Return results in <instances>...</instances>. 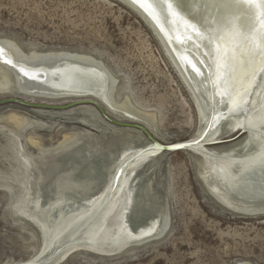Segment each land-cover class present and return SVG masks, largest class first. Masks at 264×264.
Masks as SVG:
<instances>
[{
    "label": "rangeland",
    "instance_id": "obj_1",
    "mask_svg": "<svg viewBox=\"0 0 264 264\" xmlns=\"http://www.w3.org/2000/svg\"><path fill=\"white\" fill-rule=\"evenodd\" d=\"M220 12L226 13L223 8ZM238 23L245 30L250 23L255 25L254 31L264 30V17L258 7ZM0 40L13 42L24 54L67 51L93 57L104 69L98 71L99 77L83 70L81 74L63 73V78L53 73L52 89L65 96L89 94L110 119L125 123L112 118L117 110L102 102L107 73L115 81L114 103L119 105L125 100L143 116L154 115V125H142L164 145L190 140L199 128L203 132L211 113L215 118L212 128L218 123L220 126L208 138L233 141L244 136L236 133L240 129L249 131L247 136L250 132L264 136V70L259 68V59L248 65L255 73L256 86L247 88L246 110L230 113L223 106L229 90L217 87L219 51L192 38V52L198 58L204 57L197 63L201 70L196 71L198 94L205 104L211 103L208 94L212 83L219 99L214 100L216 112L205 105L199 114L149 28L118 1L0 0ZM226 66L227 63L221 85L231 73ZM234 78L233 87L242 90L239 63ZM12 83L9 93L0 94V101L28 99L19 96L14 77ZM69 86L73 89H66ZM72 98L33 101L62 107L75 100ZM84 108L87 113L74 115V110ZM10 113L27 118L29 123L21 130L11 126L4 122ZM112 124L91 104L57 109L10 102L0 105V264L30 260L42 249V238L51 246L60 236H67L63 233L70 227L64 229L66 226L59 222L70 218L75 210L91 208L119 167L134 153L121 185V199L127 206L116 211L118 198L113 202V216L119 214L129 243L138 241L141 233L151 228V222L157 227L167 219L168 228L160 238L137 242L118 255L102 256L79 248L82 250L73 252L60 264H264V216L235 214L207 193L202 173L213 162L187 151L145 152L153 142L142 131ZM122 128L132 129L127 131L130 136L118 131ZM64 136L73 139L71 145L57 149ZM30 138L39 147L30 144ZM220 146L202 148L215 153L213 148ZM247 154L250 151L246 147L232 158L240 162ZM31 217L37 218L41 233ZM76 243L65 248L82 247ZM51 256L56 257L57 253ZM60 258L50 259L47 264Z\"/></svg>",
    "mask_w": 264,
    "mask_h": 264
},
{
    "label": "bare ground",
    "instance_id": "obj_2",
    "mask_svg": "<svg viewBox=\"0 0 264 264\" xmlns=\"http://www.w3.org/2000/svg\"><path fill=\"white\" fill-rule=\"evenodd\" d=\"M115 1L120 2L122 5L133 11L134 14H136L140 18V20L149 28L154 38L163 49V52L167 56L173 69L179 75L185 88L191 95V98L198 108L197 113L200 114L201 108H203L205 105L209 108H212L216 112V110L214 109V100L217 101L219 99L216 98L217 93L215 94V90L211 87L212 83H210L211 85L208 94L210 96L211 103L205 104L202 98L199 96L198 90L196 89V87L198 88V86H200V83H197L198 74H196V71L200 70L198 69L199 64L197 63L199 62V60H203L204 57L202 56L201 58H198L194 55V53L192 52V45L194 41H191V39L195 37L196 40L200 41V43L203 40L206 43L210 44L213 50L218 51L215 42L209 43L207 38L202 36L203 28L201 27V25L204 24L205 20H207L208 25L215 28L216 23H223L226 17L235 15L236 10L226 7H218L214 3L202 5L198 12L196 11V9H192L195 15L188 17V19L196 25L195 29L190 28L189 33L184 34L183 27H181L180 31L176 32V26L173 23L171 24V27L173 25V28H171L170 38H166V33H168L169 30H167V28L165 27L164 22H161L162 27L164 28V31L162 32L145 15V13L140 10L138 6L133 5L130 0ZM241 2L244 3L245 0H241ZM179 3L181 4L182 9L187 11V9L184 7V0H179ZM220 8H223L226 13L222 14L220 12ZM214 21L216 23H214ZM189 39L190 41H188ZM0 48L4 49L3 53L0 54V94L9 93L10 89L13 87L12 80L14 77L15 83L20 91L19 96L28 98L30 100L53 101L64 94L59 93L60 91L52 89L53 79L51 78V75L53 73L58 74L61 76V78H63L61 75L63 73L79 74L81 70L97 77H99L98 71L104 72V69L97 61V63L94 61L93 57L87 56L85 54H77L67 51H33L28 54H24L16 44L7 40H0ZM213 53L215 52L212 51L211 54ZM212 59L216 58L212 57ZM5 60H7L8 63H5ZM248 65L244 68L245 71L242 69L243 85H240L242 87V90L245 88H254L256 86L254 82V75L253 73H251V69L248 67ZM226 67H228V65ZM42 74H44L45 77L42 76ZM106 74L104 75V85L106 90L105 92H103L104 100H102V102L110 109L115 108V110H117V113H112L115 115L112 116V118H116V120L121 122L129 123H120L127 125L121 127H133L132 125H137L138 127L144 128L148 132V129H146V127H144L142 123L147 127L151 126V124L154 125V115L143 116L125 100H122L119 105H116L112 100L115 81L113 78ZM11 75H13V77ZM234 79L235 78H233V80ZM204 80L207 81V78L205 77ZM249 81L251 82L250 84ZM73 83L80 85V83L77 82ZM66 89L71 90L73 88L69 86ZM81 95L83 94H78L77 98L72 99L87 98V96ZM89 98L96 100L91 96ZM227 102L228 98L227 100H223V106L225 107V110L228 109ZM87 112L88 110L86 108L76 109L74 110V115ZM223 115L225 117L227 113H224ZM93 116L95 122L97 123L98 120L95 117V114ZM214 119L215 118L211 113L210 116L207 117V123L203 129L204 131L202 132L199 128L197 134L193 138H191L193 142L195 141V143L191 145L192 147H189V150L180 151L192 152L197 154V156H201L203 159H206L205 161H208L209 163L213 162L212 164H207V168L203 170L202 182L205 189L207 190V193L222 207L235 214L247 217L264 216V189L259 187L256 190V194H248L250 190L245 189L243 185H245L247 182H251V180L242 179L240 177V174H245L247 172L250 173V175L252 173V175H254L256 172H258L260 173V178H264V136L257 135L254 132H250L249 136H247L249 131H247L246 129H240L236 133H238V135L242 133V135L244 136H241L233 141L231 140V138H208L212 130L216 129V127L219 125L218 123L212 128V121ZM4 122L20 130L24 129L25 126L29 123L27 118L17 116L13 113L8 114L4 118ZM122 130L125 131V136H130L127 131L132 129H118V131ZM148 134L150 135L151 133L149 132ZM150 136L154 139L152 135ZM133 138L135 137L133 136ZM136 138L141 140L143 139L140 136H136ZM229 140H231L232 142H230ZM28 141L33 146L39 147V143L37 141H34L31 138ZM72 141L73 139L69 138L68 136H64L62 142L58 144L57 149H62L70 146ZM154 141L164 145V143L159 139H154ZM214 142L217 143L211 144ZM226 142L230 143L224 146L221 145ZM247 142L249 143L246 145ZM205 143L208 144L204 146ZM153 144H148L149 147L147 149L145 148V152H158L153 150ZM206 146L220 147L213 148L215 153H209L208 149L202 148ZM246 147L249 148L250 154H247L244 160L236 162L234 158H232V155L239 154L240 152L246 150ZM164 152L168 153V151ZM134 155L135 153L131 154L119 167V169L116 171L115 175L107 185L104 194H102V196L96 200L91 208H85V210H82L81 212H77V210H75L70 218L59 222V225H61L62 227L66 226L64 229L70 227L69 231L65 233L61 231L63 235L68 234L67 236H63V238H61L62 236H60L51 246L49 242L44 241L41 237L42 247L46 250L45 259L48 258L46 261H44V264H47V261H49L50 259H54L59 256L61 258L54 264H60L68 256H70V254L75 251H79L75 250L79 248H84L83 250H89V252L96 253L97 255L114 256L120 254L122 251L126 250L128 247L134 245L137 242H144L148 238L153 240L156 238H160L163 235V233L166 231L168 221L167 219H164L163 223L157 227L154 222H151V228L145 229L141 233L138 241L129 243V240H127L126 232L124 231L123 225L119 218V214L116 213L117 215L113 216V202L115 203L120 200V202L117 203L118 209L116 211H120V209H123L127 206L125 204V200L121 199V185L123 183L124 177L126 176L125 171L127 168V164ZM241 163L242 166L235 165ZM259 181L260 184L264 185V179H260ZM243 192L246 193L244 194ZM45 216L47 218L50 217V215ZM64 217H66L65 214ZM31 219H33V221L31 222L39 230L41 225L40 223L36 222L37 218L31 217ZM69 235L71 236L67 240V237ZM63 241L66 242L63 243ZM76 241H78V243H76ZM84 241H89L90 244L85 243ZM79 242L81 244H79ZM74 243L82 247L70 249L65 248L69 246L68 244ZM56 253V257L51 256L52 254L55 255ZM36 257L37 256L30 260L22 261L16 264H26L27 262L34 260ZM237 264L248 263L240 262Z\"/></svg>",
    "mask_w": 264,
    "mask_h": 264
},
{
    "label": "snow or ice",
    "instance_id": "obj_3",
    "mask_svg": "<svg viewBox=\"0 0 264 264\" xmlns=\"http://www.w3.org/2000/svg\"><path fill=\"white\" fill-rule=\"evenodd\" d=\"M130 2L138 6L162 32L164 28L161 26V18L169 16V26L174 23L176 32H179V29L183 27L184 34H188L190 28H196V25L188 19L189 16L195 15L192 9H196L198 12L202 5L208 3H214L218 7L235 9L236 14L226 17L223 23L214 21L216 23L215 28L209 26L207 20L201 27L203 28L202 36L206 37L209 43L215 42L219 51L217 64L220 70L217 72V87H224L229 90L227 102L229 112L246 110L244 106L248 103V89L237 90L233 87L232 82L238 63L243 69L251 62L259 59L261 61L259 68L264 70V30L254 31L255 25L251 23L245 30L238 21L241 17L248 16L254 7H258L261 16L264 17V0H245L244 3L241 0H184V7L187 11L182 9L179 0H130ZM249 20H251L250 16ZM170 35L171 28L169 27L166 38H170ZM3 51L4 49L0 48V54ZM5 63L8 61L5 60ZM226 63L231 69V73L221 85L219 81L224 75ZM156 147L159 148L158 145Z\"/></svg>",
    "mask_w": 264,
    "mask_h": 264
},
{
    "label": "water",
    "instance_id": "obj_4",
    "mask_svg": "<svg viewBox=\"0 0 264 264\" xmlns=\"http://www.w3.org/2000/svg\"><path fill=\"white\" fill-rule=\"evenodd\" d=\"M163 18H161V22H164V25L167 28V30H169V27L173 28V25H172V27L169 26V19L170 18L167 17V16H163ZM161 26H162V24H161ZM179 31H180V29H179ZM186 53H187V51H186ZM42 76L45 77L44 74H42ZM81 96H87V98H78L77 100L75 99L69 105H65V106H62V107L61 106H56V105H50V104L37 103V102H35L33 100H30V99H21V98H12V99L3 100V101H0V105L10 102V103H17L19 105L26 106V107H40V108L57 109V108H67V107H70V106H77V105H81V104H91V105L95 106L99 110V112L102 115V117L104 119H106L107 121H109V122H111V123H113L114 125H117V126H127L125 124H120V123H117L116 121L110 119L107 116V113L101 107V105L99 103H97L96 101H94L93 99L89 98L90 97L89 94H83ZM64 97L77 98L76 95H72V96L71 95L70 96L61 95V98H64ZM132 126L137 128V129H139L140 131H142L147 136L148 139L152 140L153 143H154L153 146H152L153 150L158 151L159 153L164 152V151H168V153H169V152H175V151H180V150H189L190 149L189 147H192L191 145H193V143H195V141L193 142L192 139H191V140L183 141V142H180V143H175V144H170V145H162V144H159L156 141H154V139L148 134V132L144 128L138 127L137 125H132ZM240 135H242V133L239 134V136ZM216 143L217 142H214V143H211V144H216ZM207 144L208 143H205L204 146L207 145ZM211 144H209V145H211ZM157 145L159 146V148L156 147ZM177 146H179V147H177ZM251 175H250V173L247 172L245 174H240V177L242 179H250L251 180V182H247L243 186H244L245 189L250 190L248 192V194H256L257 193L256 190L259 187L264 189V185L259 183L260 182L259 180L260 179L262 180L264 178H260L261 176H260V173H258V172H256L252 176ZM256 186H258V187H256ZM237 189H238V187H237ZM243 193L245 194L246 192H243ZM80 250H82V249H79V251ZM45 254H46V250H45V248L42 247V249L39 251L37 257L34 260H32L30 262H27L26 264H44V261H46L48 259V258L45 259Z\"/></svg>",
    "mask_w": 264,
    "mask_h": 264
}]
</instances>
